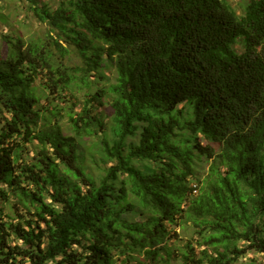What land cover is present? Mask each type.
I'll return each mask as SVG.
<instances>
[{
  "label": "trees",
  "instance_id": "1",
  "mask_svg": "<svg viewBox=\"0 0 264 264\" xmlns=\"http://www.w3.org/2000/svg\"><path fill=\"white\" fill-rule=\"evenodd\" d=\"M228 2L69 0L38 7L52 25L47 38L4 36L0 196L10 202L9 211L0 205V264H116L118 254L134 264H243L247 251L264 255V0L242 13ZM72 48L83 64L70 62ZM106 61L117 76L102 87ZM106 97L111 138L99 113ZM100 131L106 166L95 173L79 143ZM198 154L216 162L196 195ZM185 217L200 238L175 248L171 226Z\"/></svg>",
  "mask_w": 264,
  "mask_h": 264
},
{
  "label": "rangeland",
  "instance_id": "2",
  "mask_svg": "<svg viewBox=\"0 0 264 264\" xmlns=\"http://www.w3.org/2000/svg\"><path fill=\"white\" fill-rule=\"evenodd\" d=\"M69 0H0V57L6 54V49L8 48V45L6 41L4 40V36L7 34L10 35H20L27 41H30L32 39H39V38H47L48 34L50 33V30L52 29V25L50 24L49 20H45L40 15V11H38V7L48 8L50 10L57 9L60 5H62L64 2L68 3ZM251 0H229V4L232 6V8L237 13H242L244 7L250 2ZM238 10V11H237ZM54 34H57V31L53 32ZM65 43V42H64ZM66 44V43H65ZM67 45V44H66ZM70 62L73 64H83L85 60L82 58V56L75 50V48H72L71 54H70ZM103 68H102V78L100 79V83L98 86H108L111 83L116 81V70L113 65H108V62H103ZM92 79L95 81L97 80L96 76H92ZM96 84L92 85V90H96L97 87ZM88 91L87 88H83L81 92L78 93V95L84 99L85 94ZM105 103L103 106L99 107V113L101 114V117L104 119V122L106 123V136L108 138L112 137V126L114 123L113 116L114 111L111 107V103L108 97L105 99ZM185 107L188 110V107L190 106L188 103L181 104L180 107ZM78 109V108H77ZM65 112L62 111V116L60 117V122L62 126L65 129V132L68 134H72L73 130L70 126V120L67 116H64ZM141 125V123H139ZM99 131V130H98ZM105 134L101 131L98 135H89L85 137L84 139H81L79 143V150L81 154L83 155L85 159V164L89 166V170L100 173L103 172L104 167L106 164L103 162L102 158V137ZM129 140H133L135 142L139 141V136L137 137H131ZM202 145H207L208 141L202 137ZM212 145L216 152L218 153L220 151V143L219 142H213L209 143ZM200 158L196 160L197 168L196 173L197 176L193 178L192 180V186L195 183H199V180H201L199 184V190L193 191L194 194L198 195L203 187L206 185L203 183V180L207 178L209 175H211L212 171V165L214 162H216V154L213 156H210L209 154H198ZM111 162H109L110 164ZM140 164V163H139ZM9 200H5L0 196V205H7V211H9ZM127 217L134 219V220H140L141 217L136 212H128L125 214ZM171 229L173 233L176 232V234H173V238L169 240V242L176 248L177 246H183L186 244L190 239L195 237L196 239L200 238V235L197 233L198 226L195 225V222L191 218L185 217L184 219L180 220V223L177 225L171 226ZM194 243H197V240L193 241ZM241 245H244L243 242H241ZM198 250V249H197ZM137 255H140V253H137ZM141 256H144V253H141ZM117 261L116 264H134L131 262H127L126 259H124L123 256L117 255ZM124 259V260H123ZM161 260V259H160ZM180 255L178 253H175L172 258V263H178L180 262ZM160 263V262H159ZM239 263L243 264H264V255L261 253H256L253 251L246 252L245 255H242V257L239 258Z\"/></svg>",
  "mask_w": 264,
  "mask_h": 264
}]
</instances>
